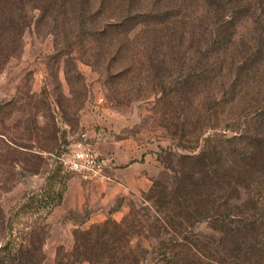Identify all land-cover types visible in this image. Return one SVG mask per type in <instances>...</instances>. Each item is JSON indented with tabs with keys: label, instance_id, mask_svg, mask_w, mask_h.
Listing matches in <instances>:
<instances>
[{
	"label": "rangeland",
	"instance_id": "1",
	"mask_svg": "<svg viewBox=\"0 0 264 264\" xmlns=\"http://www.w3.org/2000/svg\"><path fill=\"white\" fill-rule=\"evenodd\" d=\"M29 15L31 25L22 34L20 48L0 70V264H88L73 249L76 234L133 216L145 227L161 219L157 206L162 210L166 199L159 205L153 196L164 187L167 196L172 192L179 155L197 153L211 134L233 135L224 127L229 105L218 85L214 89L219 92L208 93L207 87L197 89L190 77L182 87L178 74L184 72L185 77L197 62L178 59L182 51L189 54L188 48L176 51L150 44L156 31L148 39L141 29L129 33L123 46L127 50L108 59L100 56L99 47L84 51L76 37L72 43L62 34L55 38L44 23L37 24L38 14ZM195 68L200 78H208L204 66ZM213 94L219 102L212 109L208 101ZM197 113L205 123L201 131ZM208 115L218 118L214 129L206 125ZM93 132L99 134L97 139L89 138L87 133ZM81 133L102 155L111 154L99 144L102 138L123 142L133 158L145 155L148 182L127 189L105 180L110 198L103 201L97 188L101 181L86 182L64 172L57 160L61 147ZM57 192L60 202L50 211L44 210L45 201H30ZM191 224L189 232L210 234L207 222ZM128 235L129 248L145 258L139 264H148L155 255L153 240Z\"/></svg>",
	"mask_w": 264,
	"mask_h": 264
},
{
	"label": "trees",
	"instance_id": "2",
	"mask_svg": "<svg viewBox=\"0 0 264 264\" xmlns=\"http://www.w3.org/2000/svg\"><path fill=\"white\" fill-rule=\"evenodd\" d=\"M34 13L55 38L62 34L72 43L76 37L84 51L99 47L108 59L127 50L129 33L141 29L148 39L156 31L150 44L188 48L178 59L197 62L185 77L178 74L182 87L190 77L208 93L218 85L229 105L224 127L233 135L211 134L193 150L197 153L179 155L172 192L167 196L164 187L153 196L159 205L166 199L162 210L156 205L161 219L145 227L133 216L76 232L77 256L88 264H139L145 258L127 239L134 232L154 242L148 264H264V0H0V70L20 48ZM197 65L211 78H200ZM218 102L213 94L208 104L213 109ZM207 117L206 125L214 129L218 118ZM195 119L201 131L202 114ZM48 197L30 201H45L43 208L50 211L60 193ZM192 222H207L210 234L189 232Z\"/></svg>",
	"mask_w": 264,
	"mask_h": 264
},
{
	"label": "crops",
	"instance_id": "3",
	"mask_svg": "<svg viewBox=\"0 0 264 264\" xmlns=\"http://www.w3.org/2000/svg\"><path fill=\"white\" fill-rule=\"evenodd\" d=\"M87 134L89 138L95 136L97 139L99 136V134L96 136L95 132H93L92 136L90 133ZM76 136L73 135V137ZM70 138L69 136H66V139L69 140ZM98 142L99 144L106 145L110 148L111 154L109 156L113 158V164L106 169L108 172L105 176V180L113 179L116 184L115 186H125L127 189H131L132 187L137 188L140 187L139 185L143 186L148 182L147 175H145V170H147V160L145 155L141 153L139 157H131V154L125 151V144L121 141H115L113 139L106 140L102 138L100 141L98 140ZM105 180H101V182L97 184V188L103 192V201L108 202L110 196L106 195V192L107 189L110 188L107 185L108 183H102ZM111 191L113 192L112 188Z\"/></svg>",
	"mask_w": 264,
	"mask_h": 264
},
{
	"label": "built area",
	"instance_id": "4",
	"mask_svg": "<svg viewBox=\"0 0 264 264\" xmlns=\"http://www.w3.org/2000/svg\"><path fill=\"white\" fill-rule=\"evenodd\" d=\"M61 147L57 160L62 171L77 175L86 182L105 180V170L113 164V158L100 154L95 146L88 143L86 133Z\"/></svg>",
	"mask_w": 264,
	"mask_h": 264
}]
</instances>
